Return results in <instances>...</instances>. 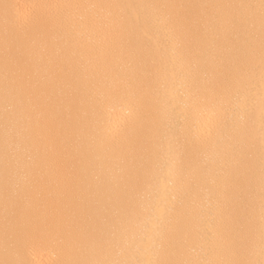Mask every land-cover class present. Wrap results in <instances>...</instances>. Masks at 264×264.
Masks as SVG:
<instances>
[{"label": "snow or ice", "instance_id": "6c2138e0", "mask_svg": "<svg viewBox=\"0 0 264 264\" xmlns=\"http://www.w3.org/2000/svg\"><path fill=\"white\" fill-rule=\"evenodd\" d=\"M0 264H264V0H0Z\"/></svg>", "mask_w": 264, "mask_h": 264}]
</instances>
